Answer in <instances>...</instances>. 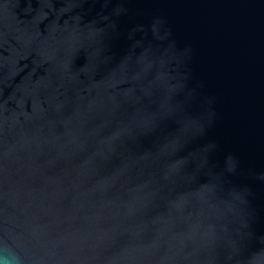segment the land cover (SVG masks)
I'll return each mask as SVG.
<instances>
[{
	"label": "water",
	"instance_id": "obj_1",
	"mask_svg": "<svg viewBox=\"0 0 264 264\" xmlns=\"http://www.w3.org/2000/svg\"><path fill=\"white\" fill-rule=\"evenodd\" d=\"M0 264H264V0H0Z\"/></svg>",
	"mask_w": 264,
	"mask_h": 264
}]
</instances>
